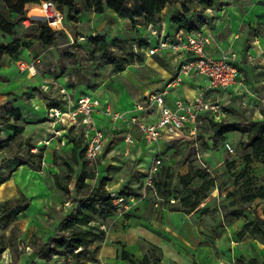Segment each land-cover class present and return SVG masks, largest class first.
I'll list each match as a JSON object with an SVG mask.
<instances>
[{
    "label": "rangeland",
    "instance_id": "1",
    "mask_svg": "<svg viewBox=\"0 0 264 264\" xmlns=\"http://www.w3.org/2000/svg\"><path fill=\"white\" fill-rule=\"evenodd\" d=\"M53 1L57 4V0ZM199 1L189 3L186 12L179 3L154 6L151 17L157 30L163 21L173 24L175 18L183 16L197 19L201 29L213 36L215 47L219 45L235 55L243 75L244 86L239 93L230 90L210 94L218 105L220 121L236 124L264 119L261 113L264 111V0H214L210 8L204 9ZM15 2L0 0V20L15 26L14 35L0 31V139H10L0 148V177L13 171L12 177L16 179L17 175L19 184L23 180L18 195L21 190L32 192L37 196V204L29 205L11 223L0 219V264H20V259L24 261L27 256L38 264H47V259L36 251L74 212L75 199L81 197L75 193V180L85 159H73L74 142L67 140L65 125L55 124V118L50 115L51 107L63 106L62 96L57 85L45 92L41 86L44 79L55 77L60 83V78L72 93L98 94L109 99L114 107L128 108L134 100L163 89L176 67L161 57L164 52L156 56L149 54L157 36L148 29L149 21L141 3L129 1L120 12L107 8L104 13H98L85 10L83 0H72V9L63 0L62 7L57 6L65 16L64 28L46 32L47 22L41 7L26 5L24 13L18 14L11 8ZM96 35H103L109 44L103 57L100 51H94L92 37ZM143 39H148L150 45L141 50L139 44ZM13 42L19 43L18 51L13 49L8 53L2 48ZM131 53L133 57L123 71H117L116 65L108 62L110 57L128 59ZM21 61L35 68L36 75H31L29 67L21 69ZM63 76L68 80H63ZM196 81L206 84L202 76ZM17 108L22 115L19 122L10 118ZM208 114L200 117L199 132L204 135L198 139V151L184 133L166 135L160 140L162 164L154 178L155 189L144 191L143 178L158 153L156 145L140 138L138 148L132 147L126 154L124 131L127 129L123 122L116 131L107 132L110 140L98 165H84L96 174L89 181L93 186L104 181L106 188L115 192L124 190L127 201L130 203L131 197L134 201L123 214H141L149 223L158 225L174 245L185 251L191 264H264V238L251 223L255 216L264 219V198L251 201L241 198L248 190L264 185V165L252 159L247 169L251 181L245 177L235 181L245 154L251 151L246 135L235 130L217 136L211 131ZM8 125H20L24 130L15 134ZM55 130L61 134L46 144ZM68 133L77 137L76 129ZM27 139L36 152L45 147L41 165L37 157L27 153V146L19 147ZM225 143L233 148V154L227 153ZM19 161L28 164L18 166ZM197 170L207 173L214 183L197 207L188 211L182 199L193 196L200 185L202 179L194 172ZM55 173L64 180L69 174L73 176L69 194L56 186ZM186 173L193 174V178L184 186L180 177ZM159 197L163 200L159 201ZM236 209H243L238 217L232 214ZM101 222L96 215L91 225L99 227ZM186 225H193L196 241H188L187 236L191 235L184 233ZM95 246L92 243L84 250L85 264L98 261ZM63 259L59 255L49 257L51 263ZM141 260L137 259L136 264H145Z\"/></svg>",
    "mask_w": 264,
    "mask_h": 264
},
{
    "label": "built area",
    "instance_id": "2",
    "mask_svg": "<svg viewBox=\"0 0 264 264\" xmlns=\"http://www.w3.org/2000/svg\"><path fill=\"white\" fill-rule=\"evenodd\" d=\"M41 8L50 28L54 30L64 28V15L58 10L53 1H44ZM148 25V29H150L152 34L157 36V41L152 44L149 54L155 55L161 50L168 49L178 53L182 59L175 76L168 81L167 85L163 89L154 91L138 101L131 110H117L109 100H102L100 97L90 94L74 97L64 83H58L53 78L44 79L45 81L41 85L45 92H49L53 85L59 87L63 106L51 107L50 115L55 118V124L56 122H62L65 125L63 131H67L66 136L69 143H73L75 136L71 137L68 131L76 129V136L86 145L85 159L91 166L98 165L99 159L103 155L106 144L109 141L107 133L99 126L96 120V114H101L105 117L113 129H118L121 122L129 123L132 129L135 128L140 133L147 144L153 143L156 145L158 153L154 155L153 161L143 178L144 191L155 189L154 178L159 173L162 164L159 146L163 135L173 136L184 133L192 140V146L198 151L201 115L209 113L214 120H221L218 116V105L209 98L208 92L227 89L239 81V70L235 55L228 53V51L220 48L219 45L215 47L211 33L202 29L188 31L177 26V30L173 35L168 33H160L158 35L159 31L156 25L154 23ZM145 40L147 44L141 46V50L143 47L150 45V41L148 39ZM213 46L217 54L208 52V48ZM20 64L21 69L29 67L24 61H21ZM29 68L31 72L34 69L35 75L36 69ZM183 76H202L206 79L207 84L200 89L198 95L193 99L176 97L173 99L172 104L169 105L167 97L173 88L179 86ZM141 112L146 113L148 116L154 115V120H148L147 116L141 115ZM132 129L124 131L127 154L138 143V139L133 135ZM60 134L61 131L55 130L54 136L45 141L46 144H50L51 139ZM224 146L228 154L234 153L233 148L228 143H225ZM32 150L34 151L35 149ZM197 157H199V153H197ZM143 197H145V194ZM130 199L129 203L124 195L114 197L115 213L118 211L117 214H123L125 211L130 210L132 207L131 202L134 201L132 197ZM158 200L162 201L163 198L159 197ZM159 201L157 205H159ZM102 228L105 231L107 229L105 225Z\"/></svg>",
    "mask_w": 264,
    "mask_h": 264
},
{
    "label": "trees",
    "instance_id": "3",
    "mask_svg": "<svg viewBox=\"0 0 264 264\" xmlns=\"http://www.w3.org/2000/svg\"><path fill=\"white\" fill-rule=\"evenodd\" d=\"M44 1H53V0H16L14 4L11 5V8L14 12L18 14H23L26 5H34L42 7ZM57 0L59 7L66 4L69 5L70 9L73 8L72 0ZM129 1H136L141 3L145 12L146 17L148 18V24L154 23L152 14L154 6L162 7L166 3H179L184 8L185 12L188 11L187 5L193 0H83V6L85 10L93 9L98 13H104L107 8L112 9L116 12H120L125 8L126 4ZM214 0H200L199 2L202 5V8H210ZM54 2V1H53ZM55 3V2H54ZM58 10L60 8L57 6ZM61 11V10H60ZM62 12V11H61ZM25 16V14H24ZM65 19V16H64ZM174 24L185 30L192 31L194 29H201V23L197 24V19L191 17H179L175 18L173 21ZM156 24V23H154ZM46 32L50 31H59L50 28L47 24ZM14 24L0 20V31L14 35ZM62 31V30H60ZM92 42L95 45L94 51H100L101 57L106 54L109 49V44L107 43L103 35H96L92 37ZM147 44V41H143L139 46ZM1 47V46H0ZM19 43L13 42L8 45H3L2 48L11 53L12 50H19ZM133 57V53L130 54V57L125 60H120L118 57H110L108 62L116 65L117 71H123L126 68L127 62ZM59 105V104H58ZM207 114V113H205ZM264 115V111H262ZM202 116V115H201ZM10 118H14L17 122L22 118L21 111L17 108L13 111ZM9 118V120H10ZM208 122L212 125L211 131L217 136H224L227 132L231 131H240L246 135L248 140V147H250V152L245 154V162L242 169L237 173L235 181L240 178L245 177V180L251 181L250 177L247 174V169L249 162L254 159L259 161L264 165V119L262 120H244L236 124H226L224 121H215L212 115H207ZM23 128L19 125H8L9 130H13L15 134L23 132ZM204 134L199 132L198 138ZM224 138V137H223ZM8 139H0V148H3L9 143ZM74 146L72 148V157L76 161L83 158L85 159L86 145L81 141V139L74 137L73 139ZM24 146L28 147L27 153L30 156L37 157L38 165H41L43 162V153L41 151H33L34 146L32 145L30 139L25 140V142H20L19 147L23 148ZM27 162L19 161L18 166L26 165ZM86 159L83 161V168L80 174L76 177L74 190L77 195H80L79 199H75L76 207L72 214H70L64 221L61 223L60 230L48 241L44 242L40 249L36 251V254L40 255L42 258L47 259V264H85V258H83L84 250L89 247L92 243H95L98 240H102L105 235V230L101 229V226L95 227L92 226V220L96 215L100 217L102 222H107V220L112 217L116 212V206L114 205L113 199L117 195H124L125 191L121 190L119 192H113L106 188L105 182H100L99 185L93 186L89 180L96 178L94 171H90L86 166ZM199 178L202 179L200 185L196 190H194V195H186L182 199V204L189 207L188 211L194 210L199 204V200L204 196V193L213 186V179L207 177V173L202 171H194ZM13 171L10 174L3 175L0 177V186L8 181L12 177ZM193 178V174L186 173L180 177V182L187 186ZM73 176L68 175L67 179L64 180L60 174H54V180L56 186L64 191L65 193H70V182L72 181ZM241 197L243 200L251 201L255 198H264V185H259L253 189H250ZM31 204V198H28L25 194L20 193L18 197L4 200L0 203V219L11 223L16 219V217L23 211H25ZM243 212V209H236L233 211V215L238 217ZM125 218H130L132 215L126 213ZM101 222V223H102ZM257 227V233L262 238H264V219H261L258 216L253 218V221ZM96 249H99V245L95 246ZM157 253V249L154 248L152 255L146 254L141 263L145 264H160L161 258ZM54 255H59L63 257L62 262H53L49 261V257ZM122 258L129 259L130 262L136 264V260L132 259L130 254L123 250ZM28 264H38L37 262H32Z\"/></svg>",
    "mask_w": 264,
    "mask_h": 264
},
{
    "label": "crops",
    "instance_id": "4",
    "mask_svg": "<svg viewBox=\"0 0 264 264\" xmlns=\"http://www.w3.org/2000/svg\"><path fill=\"white\" fill-rule=\"evenodd\" d=\"M220 19H218L219 22ZM177 30L176 24H167L166 22H162V25L160 29L158 30L160 33H168L170 35H173ZM223 43V42H222ZM159 52H164L161 57L165 58L166 62H168L170 65L176 67V72L178 70V65L182 59L180 55L176 52H173L168 49L161 50ZM208 52L212 54H217L215 51V47H209ZM157 54L153 55L156 56ZM238 67V63H237ZM239 81L231 86H229L227 89L224 90H211L208 93L209 98L212 100V97H210V94L217 93V92H224L233 90L236 93H239V89L243 85V75L242 71L239 69ZM34 71V69L32 70ZM175 72V74H176ZM31 75H34L33 72H31ZM174 74V76H175ZM36 75V74H35ZM173 76V77H174ZM172 77V78H173ZM172 78H170L168 81H170ZM199 76L195 77H188L183 76L182 82L179 84L178 87L173 88L171 90V93L167 97V101L169 105L172 104L173 99L176 97H181L185 99H193L195 96L198 95L200 89L202 87H205L207 84H202L196 79H198ZM204 78V77H203ZM48 79V78H47ZM52 79V78H49ZM54 80H56L55 77H53ZM68 80V78L63 76V80ZM205 79V78H204ZM59 82H61L60 78L58 79ZM206 80V79H205ZM168 83V82H167ZM244 86V85H243ZM53 88V87H52ZM163 88V87H162ZM54 89V88H53ZM154 92V91H152ZM147 93L143 97H140V100L145 98L150 93ZM84 91H81L79 94L78 91L71 94L74 95V97H80L84 94ZM88 93V92H86ZM90 95H93V93H90ZM94 96L100 97L102 100H105L107 98L102 97L98 94H95ZM109 100V99H107ZM140 100H134L132 105L128 108H123L118 105L115 106L117 110H131L133 106ZM110 101V100H109ZM111 102V101H110ZM262 113V112H261ZM140 115V114H139ZM141 115L146 117L148 120L153 121V116H148L146 113L141 112ZM96 120L101 128L104 129L105 133L116 131L117 129H113L112 125H110L106 118L103 117L101 114H96ZM122 125L126 126L127 130H131L132 127L129 123H122ZM20 126V125H19ZM124 126V127H125ZM22 127V126H21ZM24 130V129H23ZM133 135L138 139V143L133 148H138L137 146L141 142V140H144L140 133L134 128L132 129ZM166 135H163L161 138L164 139ZM109 137V135H108ZM141 138V140H139ZM110 140V139H109ZM109 142V141H108ZM125 142V141H124ZM145 142V140H144ZM126 147V146H125ZM45 147H41V149H44ZM127 148V147H126ZM142 151V150H141ZM127 154V153H126ZM135 151L133 153L134 156ZM23 166V165H22ZM21 170V169H19ZM22 179H20V184H22ZM18 182V176L16 175V179L12 177L10 180L6 181L0 186V201L3 202L7 199H12L15 197H18V186L20 185ZM107 187V186H106ZM108 189V188H107ZM109 190V189H108ZM110 191H112L110 189ZM115 192V191H113ZM20 193L25 194L28 198H31V206L34 207L37 204V196L33 194H29L26 191L21 190ZM29 194V195H28ZM0 202V203H1ZM102 225H105L107 227L105 231V235L102 238V240L96 241L94 244L99 245L98 249V261L92 264H135L131 263L129 259H123L122 258V251H127L131 258L136 260L142 259L146 254H150L153 252V249H157V253L160 255L161 262L160 264H191V262L186 258L184 255L185 251L178 246L174 245L173 241L170 240L168 237L166 231L162 230L158 227V225L149 223L141 214L139 215H132L130 218H125L124 214H117L115 213L112 217H110L107 222L100 223L101 229ZM196 231L193 229V225H186L184 233L187 235H191L190 237L187 236V239L189 238V242L196 241L197 235L195 233ZM38 255V254H37ZM31 256L25 257L26 260L23 261V259H20V264H28L32 262H36L35 259H31Z\"/></svg>",
    "mask_w": 264,
    "mask_h": 264
},
{
    "label": "bare ground",
    "instance_id": "5",
    "mask_svg": "<svg viewBox=\"0 0 264 264\" xmlns=\"http://www.w3.org/2000/svg\"><path fill=\"white\" fill-rule=\"evenodd\" d=\"M33 70V69H32ZM33 73H35L34 71H32Z\"/></svg>",
    "mask_w": 264,
    "mask_h": 264
}]
</instances>
